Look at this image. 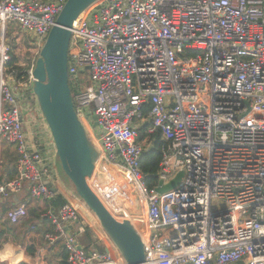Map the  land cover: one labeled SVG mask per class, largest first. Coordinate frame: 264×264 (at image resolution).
Listing matches in <instances>:
<instances>
[{
  "label": "built area",
  "instance_id": "built-area-1",
  "mask_svg": "<svg viewBox=\"0 0 264 264\" xmlns=\"http://www.w3.org/2000/svg\"><path fill=\"white\" fill-rule=\"evenodd\" d=\"M65 1L0 0V172L4 140L14 147L16 169L0 181V203L23 189L33 201L64 197L53 180L49 129L28 115L39 108L27 99ZM8 22L35 49L24 80L8 79ZM70 32L74 109L85 121L93 113L100 157L128 173L143 204L142 217L130 219L144 241L143 264H264V0H97ZM147 123L148 133L160 134L152 187L140 170L153 144L138 138ZM179 171L177 187L158 194V181ZM27 201L2 218L27 220ZM46 217L53 230L43 240L62 244L64 264H127L104 231L103 248L80 241L88 227L74 203L50 206Z\"/></svg>",
  "mask_w": 264,
  "mask_h": 264
},
{
  "label": "water",
  "instance_id": "water-1",
  "mask_svg": "<svg viewBox=\"0 0 264 264\" xmlns=\"http://www.w3.org/2000/svg\"><path fill=\"white\" fill-rule=\"evenodd\" d=\"M96 1H65L56 18V24L48 32L36 58L32 72V91L49 129L56 159L60 161L65 177L72 183L75 194L96 216L101 228L122 252L127 264H143L144 241L130 219L124 216L116 198L106 188L96 170V163L100 161L108 169L115 170L100 157L98 149L90 143L85 125L75 112L68 82L70 29L80 14ZM93 121L94 126H97L94 116ZM182 175L183 172L179 171L167 183L159 180L155 187L156 192L163 194L174 190ZM128 186L138 197L134 188ZM140 205L143 206L141 203ZM142 210L144 212V207Z\"/></svg>",
  "mask_w": 264,
  "mask_h": 264
},
{
  "label": "crops",
  "instance_id": "crops-1",
  "mask_svg": "<svg viewBox=\"0 0 264 264\" xmlns=\"http://www.w3.org/2000/svg\"><path fill=\"white\" fill-rule=\"evenodd\" d=\"M8 74H10L8 76L9 77L8 79L12 80L13 77L11 76V72H8ZM30 116L33 117L32 115H30ZM144 125H147L146 129H145L147 132V129L150 127V124L147 123ZM147 139L151 140L153 142V144L151 147L145 146V148H146L145 150H148L154 146V139L153 138H151V139L145 138L141 141L145 142ZM6 151L13 153L14 159L11 162L6 161L4 163V165L2 166V157H3V153H4V148L1 147L0 181L1 180H7V177L4 174V168H3L6 165V163H9L10 166L14 167V170L16 173L14 147H12V146L10 148L8 147V150L6 149ZM50 151L52 152V154L54 153L53 145L52 146L50 145ZM54 173H55L54 177H53L54 183L58 187V189L60 190V193L64 196L63 198L65 200H68V201L74 203L79 208V211L80 212L82 211L81 212V216H82V222L81 223L85 227H88L90 229L92 240H94V242L98 246V248H99V246L101 248H103L102 242H99V238L105 239V234L103 232V229L100 226L95 227L94 229L90 227V225L87 223V218H85V216H84L87 213L86 205L78 197H75L73 194H71V192L63 191L59 187L58 183L56 182V180H55L56 172L54 171ZM102 181H103V183H105L103 179H102ZM10 199H11L10 201L5 200L4 202H1V204H3V203L9 204L10 203V205H7V207H8L7 210L10 207H12V205L15 203H19L21 201H27L28 200L27 201L28 218L25 221L23 220L19 223H15L13 225L15 227L16 233H17V234H13V235H16V238L12 237V235L11 236L8 235L9 237L7 236L6 238H4L3 242L0 244V264H12V263L32 264L33 260L36 258L39 259L40 264H59V263H61V261L64 259V258H62L63 254H64L62 244L58 243L52 247H49L46 245V243L43 240L44 233L47 231L51 232L53 230V226L51 224V221L46 217L47 209L53 205L47 204L46 201H33V200L29 199L27 197V192L25 191V189L21 190L18 193L13 194ZM32 206H37V212H38L40 218L38 220L28 221L29 217H30L29 210ZM53 207L57 208V206H53ZM135 212L136 211H134V209H133L132 215L129 216L130 217L129 219H131L132 217L135 216V214H136ZM138 214H139V216L142 217V214H140L139 212H138ZM28 222H31V223H28ZM32 226H34V227H32ZM75 228H76V225H69L67 229L69 231L75 232ZM23 230H26V232L23 233L22 232ZM18 231H20V232L18 233ZM19 234H20V237H19ZM22 236H23V239H22ZM24 238L31 239V241H28L29 244H27V245L24 244ZM20 239H22V240H20ZM80 241H81V237H80ZM28 245H33V248L35 250H34V253L32 255H30L28 257V259H26L27 258L26 247ZM62 264H64V263H62Z\"/></svg>",
  "mask_w": 264,
  "mask_h": 264
},
{
  "label": "rangeland",
  "instance_id": "rangeland-1",
  "mask_svg": "<svg viewBox=\"0 0 264 264\" xmlns=\"http://www.w3.org/2000/svg\"><path fill=\"white\" fill-rule=\"evenodd\" d=\"M7 38L9 40V43L13 44V53L15 55H18V57H22V56L24 57L25 53L28 51L30 54L27 57H29V56L33 57L35 49H33L31 47V45L29 44L31 42V39L28 35H25L24 33H22L20 31V29L16 23L8 22ZM84 80L86 81V83L88 82L87 81L88 80V73L87 72L84 73ZM33 95H32L31 99H27V101L30 103L31 106L36 105V99H35V96H33ZM91 109H92V107L90 108V111H91ZM28 115H32V116H36V117L37 116L42 117V114L40 113V111H38V110L33 111L32 109H29ZM80 119H81V117H80ZM81 120L87 129L86 131H87V135H88V139H89L90 143L98 149L99 148L98 141H99V133L100 132H99V128L97 126H94L93 113L90 112V119L88 121H85V119H83V118ZM11 146L13 147V145H11ZM11 146L9 145L8 142H5L4 145L2 142V148H4V153H3V157H2V166L7 161L8 152L6 151V149H8V147L10 148ZM53 168L56 172L55 180L58 183L59 187L63 191H69V192H71V194H73L75 197H77V195L75 194L72 183L65 177V175L62 171L61 164H60V161L58 159L55 160ZM96 170L101 175V178L104 180L107 189L116 198L118 205L120 206V208H121V210L124 213V216L126 218H128V219L130 218L129 216L132 215L133 209H134V211H138L140 214H142V211H143L142 207L143 206L141 207V205H140V203L142 204V202H140V199L138 197H136V195L133 193V191H131L130 187L128 186L131 184V182H130L131 179H130V177L126 171H121L122 172V174H121L122 177H121L118 174L119 171L117 169L115 171H112V170L108 169V167H105V165L103 163H101L100 161H98L96 164ZM108 176L111 177V180L109 179ZM112 177L114 179H112ZM121 191H123V193H121ZM218 205H219V203L217 204V206ZM86 209H87V213L84 216H85V218H87V223L93 229L95 227H99L100 223L98 222L96 216L91 212V210L88 207ZM133 218L134 217H132L131 220ZM141 230L144 233H146V231L144 229H141ZM28 241H31V239L24 238V244L25 245L29 244Z\"/></svg>",
  "mask_w": 264,
  "mask_h": 264
},
{
  "label": "trees",
  "instance_id": "trees-1",
  "mask_svg": "<svg viewBox=\"0 0 264 264\" xmlns=\"http://www.w3.org/2000/svg\"><path fill=\"white\" fill-rule=\"evenodd\" d=\"M12 46V50H13V44L11 43ZM30 53L27 51L25 53V56L23 57H18V55H15L13 53V51L11 52V59L10 61L6 64V70L8 72H11L13 69H18V71L14 72L13 74H11V76L13 78H16L17 80H24L27 77V74L25 71L28 69L31 61H32V56H29ZM28 66V67H27ZM69 87L71 89L72 94H75V92L77 91V88L74 87L72 85V83H69ZM147 111H148V107L144 108V114L147 115ZM146 126L144 125L143 127H141L139 129V140H143L145 138H153L154 139V146L148 150H144L141 154L140 157V170L143 172V174L145 175V182L146 185L149 187H152L156 184L157 182V171L159 168V162H160V134L158 131L154 132V133H148L146 132ZM50 133V132H49ZM51 136V135H50ZM7 141H3V145L4 143ZM8 150V149H7ZM14 159V154L11 152H8L7 155V161L11 162ZM4 168V174L6 175L7 179H11L12 177H14L15 175V170L14 167L10 166L9 163H6V165L3 167ZM109 177V176H108ZM109 179L111 180V177H109ZM112 179H114L112 177ZM121 193H123V191H121ZM65 201V199L63 197H61L60 195H58L56 198L50 200L49 202L46 201L47 204L53 205V206H59L61 205L63 202ZM4 202V201H3ZM7 203H0V244L3 242L4 238H6L8 235H12V237L16 238V235L13 234H17L16 233V229L13 226L14 224L9 223V221L2 219L4 213L7 210ZM30 213V217L29 220H38L39 214L37 212V206H32L29 210ZM31 223V222H28ZM20 231H18L19 233ZM23 233L26 232V230L22 231ZM18 236V235H17ZM9 237V236H8ZM20 237V234H19ZM23 239V236H22ZM20 239V240H22ZM11 240V239H10ZM92 237H91V231L89 228L85 229V232L83 233V235L81 236V242L83 244H85L86 246H89V244L92 242ZM99 248H101L99 246ZM34 248L33 245H28L26 247V253H27V258L32 255L34 253ZM65 256V252L62 256V258H64ZM64 263V261L62 260L61 263Z\"/></svg>",
  "mask_w": 264,
  "mask_h": 264
},
{
  "label": "bare ground",
  "instance_id": "bare-ground-1",
  "mask_svg": "<svg viewBox=\"0 0 264 264\" xmlns=\"http://www.w3.org/2000/svg\"><path fill=\"white\" fill-rule=\"evenodd\" d=\"M96 2H97V1H96ZM96 2H95V3H96ZM87 9H88V8H87ZM87 9L84 10V11L80 14V16H83V15L86 13ZM135 213H136V214H135L134 218H141V216H139V214H138L137 211H136ZM131 221H132V220H131Z\"/></svg>",
  "mask_w": 264,
  "mask_h": 264
}]
</instances>
